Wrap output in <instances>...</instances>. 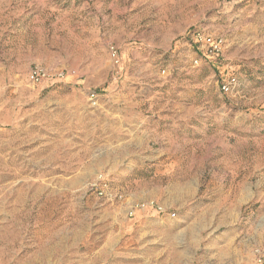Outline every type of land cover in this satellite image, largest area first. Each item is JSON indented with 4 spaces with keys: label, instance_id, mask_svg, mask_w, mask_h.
<instances>
[{
    "label": "rangeland",
    "instance_id": "rangeland-1",
    "mask_svg": "<svg viewBox=\"0 0 264 264\" xmlns=\"http://www.w3.org/2000/svg\"><path fill=\"white\" fill-rule=\"evenodd\" d=\"M0 264H264V0H0Z\"/></svg>",
    "mask_w": 264,
    "mask_h": 264
},
{
    "label": "built area",
    "instance_id": "built-area-1",
    "mask_svg": "<svg viewBox=\"0 0 264 264\" xmlns=\"http://www.w3.org/2000/svg\"><path fill=\"white\" fill-rule=\"evenodd\" d=\"M191 40L193 41V46L195 47L197 57L193 59L194 66L199 65V63L204 59L215 60L223 56L225 48L227 46V39L224 35L214 34L208 30H195L191 34ZM110 54L115 67L121 65V60L118 55V50L116 46H110ZM119 69V68H118ZM119 71V70H118ZM120 73V72H119ZM118 74V72H117ZM65 79L64 72H52L51 70L43 66H35L32 68L28 74V80L33 84H42L44 82H61ZM239 86V81L236 77H229L224 80L220 85V91L223 95L229 97L231 96L236 88ZM99 92L92 91L89 94L90 100H99ZM95 193L102 199H106L109 202L123 200L125 196L119 194V192H112L110 183L104 176H101L97 186L94 189ZM151 208L156 210L158 213H165V209L159 206H155L154 202L139 203L134 204L129 211V216L134 217L136 213L140 210H146ZM175 216V215H173Z\"/></svg>",
    "mask_w": 264,
    "mask_h": 264
},
{
    "label": "crops",
    "instance_id": "crops-1",
    "mask_svg": "<svg viewBox=\"0 0 264 264\" xmlns=\"http://www.w3.org/2000/svg\"><path fill=\"white\" fill-rule=\"evenodd\" d=\"M145 134H149V132L146 130V132H144Z\"/></svg>",
    "mask_w": 264,
    "mask_h": 264
}]
</instances>
